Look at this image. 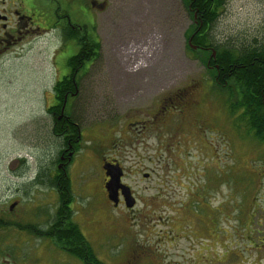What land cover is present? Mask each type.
<instances>
[{
  "label": "rangeland",
  "instance_id": "1",
  "mask_svg": "<svg viewBox=\"0 0 264 264\" xmlns=\"http://www.w3.org/2000/svg\"><path fill=\"white\" fill-rule=\"evenodd\" d=\"M63 1L81 27L73 31L84 32L87 48L99 45L64 110L82 127L67 168L73 220L96 256L104 264H264V139L230 113L225 90L234 85L220 88L211 48L189 42L194 23L182 0ZM218 13L215 44L264 34V0H225ZM61 46L52 30L0 65V195L20 187L55 203V189L29 182L40 169L54 172L60 145L47 108L79 50L76 37ZM101 157L121 160L132 207L106 198Z\"/></svg>",
  "mask_w": 264,
  "mask_h": 264
},
{
  "label": "flooded vegetation",
  "instance_id": "2",
  "mask_svg": "<svg viewBox=\"0 0 264 264\" xmlns=\"http://www.w3.org/2000/svg\"><path fill=\"white\" fill-rule=\"evenodd\" d=\"M89 2L91 7L97 6L93 0ZM78 9L82 13L80 15L83 16L85 2L79 4ZM75 26H78L76 28L78 31L81 30L80 25H75L70 20L68 5L63 0H0V65H3L9 57H20L22 52L27 50L36 39L52 30L60 38L61 48L65 47L64 37L67 35V30L69 28L74 30ZM71 70L72 68H69V73ZM63 76H60L59 80ZM72 81L77 91L75 75ZM52 95L47 108V114L51 118L52 132L54 126H65L64 129H68L67 126L70 123L75 127L76 132L65 131L64 134L57 135L61 143L54 156V172L51 170L47 178L45 171L40 169L42 175L38 176L40 173L38 172L34 181L29 183L46 184L55 189L57 197L53 204L52 196L38 199L35 195L31 198L33 194L27 191L21 192L20 187L9 194L0 195V264H98L101 261L96 256V248L90 246L84 233L73 220L74 215L78 213L77 208L74 207L72 200L63 201L64 194L60 192L59 186L61 180L64 182L68 177L67 168L76 158L82 137V127L72 122L69 119L70 116L64 113L68 99L75 96L76 92L74 94L65 92L62 98L54 93ZM68 119L70 121H67ZM100 163L101 167L104 164L114 163L122 166L121 160L116 157H101ZM121 168L123 170V167ZM107 180L104 173V184ZM67 196L70 197V194L65 195ZM105 196L107 198L106 191ZM118 196L123 201L121 191L118 192ZM122 201L119 200L116 206L111 201L109 202L116 208L122 204ZM59 209L62 211V216L57 218L56 214ZM20 210L33 211L32 217H21L17 214ZM62 217L66 224L61 225L60 228L67 230L68 225L73 226L83 238L82 242L91 247L90 252H82L80 250L82 243L78 241L71 243V249L57 244L52 236L53 224L56 219L62 220ZM35 240H39L42 245L35 244ZM53 251L60 256L53 255ZM136 261L137 259L127 260V264H135Z\"/></svg>",
  "mask_w": 264,
  "mask_h": 264
},
{
  "label": "trees",
  "instance_id": "3",
  "mask_svg": "<svg viewBox=\"0 0 264 264\" xmlns=\"http://www.w3.org/2000/svg\"><path fill=\"white\" fill-rule=\"evenodd\" d=\"M184 7L193 20L194 30L191 42L197 47L204 50H209L215 53L214 57H210L209 65L215 71V82L219 87L225 88L227 83H232L233 94L226 89L229 111L231 114L240 113L239 119L244 118L248 128L253 132V135L261 140L264 139V34L260 37H251L249 39H240L239 43L219 42L215 44L210 38L209 30L212 29L219 9L223 6L225 0H182ZM79 35H83L79 37ZM77 39L79 44L78 52L73 55L67 62L72 68L70 75H64L61 80H57L53 85V93L57 97L62 98L65 92L75 93L76 88L73 85V76L75 72L88 63L92 58L98 55V42L93 39L91 43L88 41L90 47L87 48L85 44L84 32L83 34H76L75 31L69 28L67 35L64 37V42L68 40ZM234 96V98H232ZM70 119V118H69ZM67 121H70V120ZM65 124V123H63ZM65 126H54L53 136L62 135L66 132H76L75 127L70 123L68 129ZM56 134V135H55ZM60 137V136H59ZM59 145L61 143L60 138ZM57 150L56 146L54 148ZM56 154H51V157ZM55 157L51 160L54 161ZM42 175L41 172L38 176ZM62 177V176H61ZM61 180L60 192L64 195L63 201L70 202V197H65L70 194L69 178L64 182ZM62 211L57 210L56 217L62 216ZM70 214V213H69ZM69 220V218L67 217ZM65 219L54 221L52 236L60 246H66L71 249L72 242L82 243L81 251L90 252L91 247L82 242L83 238L80 233L71 225H68L67 230H62L61 225H65ZM77 250V249H74ZM80 255V254H79ZM98 264H104L99 261Z\"/></svg>",
  "mask_w": 264,
  "mask_h": 264
},
{
  "label": "water",
  "instance_id": "4",
  "mask_svg": "<svg viewBox=\"0 0 264 264\" xmlns=\"http://www.w3.org/2000/svg\"><path fill=\"white\" fill-rule=\"evenodd\" d=\"M102 168L105 171V175L108 177V180L105 183V190L107 192L108 200L116 206L119 201L118 192L121 191V195L123 196L126 207H132L134 204V198L131 195L129 187L121 182V177L123 174L121 167L115 163L112 165L104 164Z\"/></svg>",
  "mask_w": 264,
  "mask_h": 264
}]
</instances>
